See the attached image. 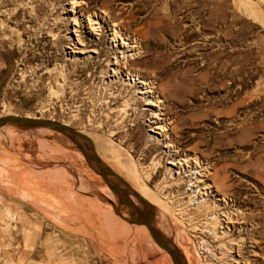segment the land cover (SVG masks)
Returning a JSON list of instances; mask_svg holds the SVG:
<instances>
[{
  "label": "rangeland",
  "instance_id": "374dc122",
  "mask_svg": "<svg viewBox=\"0 0 264 264\" xmlns=\"http://www.w3.org/2000/svg\"><path fill=\"white\" fill-rule=\"evenodd\" d=\"M71 1L0 0V116L61 121L88 135L96 152L97 139L114 131L130 169L145 175L151 190L161 188L163 202H176L178 228L155 205L152 221L156 227L161 213L165 233L156 228L188 264H264V0H89L83 6L141 40L142 56L130 67L155 82L178 149L213 164L210 182L228 201L222 211L240 214L229 228L240 244L227 255L221 254L225 241L204 228L209 220L192 206L205 200L214 207L216 199L190 196L189 178L180 186L166 182V163L157 162L167 158L149 138L145 99L133 84L109 79L108 37L76 26L75 19L83 21ZM75 27L83 37L78 48ZM82 49L102 53L85 60L77 53ZM37 128L0 129V264H173L145 225L129 221L114 193L92 183L104 182L72 151L77 148L59 132ZM180 243L189 246L190 259Z\"/></svg>",
  "mask_w": 264,
  "mask_h": 264
},
{
  "label": "bare ground",
  "instance_id": "6f19581e",
  "mask_svg": "<svg viewBox=\"0 0 264 264\" xmlns=\"http://www.w3.org/2000/svg\"><path fill=\"white\" fill-rule=\"evenodd\" d=\"M70 5L72 8V12L76 11L78 9V12L82 17L83 22L80 24L78 23L77 19L74 20V23H76L75 24L76 26L80 25L81 29L82 28L86 29L87 33L91 37L92 36L96 37V38L99 36L108 37V41L110 43L109 45H110L111 50L113 51V55H114V58L112 60H110L107 64L108 67L110 68V73L112 72V74H109V79L117 78L120 81L127 83V85H130L129 83L133 84V87L137 88L136 93L142 95L141 99H145V103H146L145 105L148 106V109H146L144 111L150 112V119H148V121H149L148 127H150V131L152 132V134H149V138L156 145H158L164 149V151L161 152V154H160V155H164V157H161V158L164 160H165V158H167L165 161H162V163L157 162L158 167H159V165H160V167H162L163 166L162 164L166 163V168H167V172H168V180H169L166 182H168V183L171 182L172 185L180 186L182 183H184L186 181L185 178H189L188 182L192 183V188L188 189L191 192L190 196L194 195L193 198L198 196V198H202V200H203V196L206 195V196H212V197H214V199H216L214 202V207L206 205L205 200L204 201L199 200L197 202L193 201L192 206L197 205L196 208L201 210L200 218L203 217V219L209 220V221H207V225L204 228H206V229L209 228L212 231V233H214L215 237L220 239L221 242L225 241L224 243L222 242V248L221 249H223V252H221V254L227 255L228 253H235L234 250H230V249L232 248V246H234V247H235V245L237 246V243L239 242V240H238V242H235V239L232 238L233 236L231 235L229 228L230 227L235 228L234 225L239 223L237 221V219L239 218L238 216L240 214L236 213L237 211L234 214L233 213L231 214V211L227 212L228 210L222 211L227 206L228 201H227V199H225V197L219 196V194H220L219 191L215 190L214 189L215 186L210 182V175L212 174L211 169H212L213 164H211L209 160L201 159L198 155L192 156V155L187 154L186 152H182L180 149H178V147H177L176 143L174 142L172 135H171V131H174V129H175L174 128L175 125H173L174 122H172L171 119L168 118L167 114L165 113L164 101L159 96L160 94L158 95V93L156 91L155 82L149 80L142 72H140V70L137 71V70H134V68L132 69L130 67L129 62L131 60H134L135 58H139L140 56H142L143 46H142L141 40H138V39L134 38L133 36H130L129 34L124 33L122 30H119L115 27H112V25L109 24V21L106 18L107 15L104 12H98V11L90 12V11L86 10L87 8L84 9L83 6H87V5L89 6V0H72ZM74 30H75L74 33L76 34V38H77V42L74 44V48H78V46H76V44L82 45V43H83L82 32H80V34H79L78 27H75ZM72 51H73L72 53H74V49ZM77 53H80L81 55H83V57H82L83 59L88 60L91 58L92 54H101L102 50H100V49H92V50L82 49V50H79V52H77ZM77 56L78 55H76V53H74L73 57H75V59ZM115 97L116 96H114V97L112 96L113 99ZM127 105H129V104L125 105V109L123 111L126 110V108L128 107ZM7 126H9V125L4 126L3 128H6ZM37 129H42L43 131L48 130V129L43 128V127H39ZM114 136H116V134H114V131H110L109 135L106 134V135H103L102 137H100L101 139H99V140L97 139L98 151H100L103 154V156H104V154H105V156H108L107 158L110 159L113 163H115L117 165V167L119 168L118 170H120L121 173L123 172L126 175L125 178L134 187H132L130 184L129 185L139 194V196L141 198H143L145 201H147V203L149 205H155V207H157L158 211L161 210L163 212V214H164L163 217H164L165 221L167 222L169 220V223H171L170 225L173 224L172 227H174V229L178 228L177 224L173 221V219L176 221L180 220V219H177V217H176V215H178V214L173 213L175 211L177 212V209L176 210L174 209L176 207H174V205H172L176 202H174L172 204L168 203V202H166V203L163 202L161 200V198L164 195L161 194V188L159 187L160 190L158 189L157 191L151 190L150 188H148V186L146 185V183L142 179V178H145V175L143 174L144 177L140 176V174H139L140 171L138 172V169H134L135 167L130 169V167L128 166L129 162H125V160L123 159L127 155L125 154L126 156H124V153L121 150L122 146L118 143H115V141L113 140ZM72 151L75 152V154L77 156H80L81 158H83V155L77 149H72ZM98 151H97V153H98ZM127 154H128V156L131 157V155H129V153H127ZM98 155H100V154H98ZM100 157H102V156H100ZM126 158H128V157H126ZM160 161H161V159H160ZM113 167H115V165ZM117 173L119 175H121L119 172H117ZM125 175H123V177ZM90 183L89 184L83 183V184L94 190L95 187L90 185ZM92 183H94V185L99 186L100 188L103 187L102 189H105V188L109 189V191H111L113 193V191L105 183H101L100 180L99 181H93ZM197 190H198V192H197ZM99 193L101 195L105 196V194L103 192H101L100 190H99ZM197 193H198V195H197ZM100 194H98V195L101 196ZM132 200H133V198H132ZM171 201L172 200H169V202H171ZM116 204H118V203H116ZM178 205H180V203ZM122 208L124 210H127V209H125V207H122ZM209 209L214 210L212 214L210 213L211 211L209 212ZM181 212H179V213L182 214ZM159 214H160V219L156 222L155 225L163 233H165L163 226L166 222L163 224V222L161 220V213H159ZM244 215H245V213H244ZM232 216H235V219ZM179 217L181 218V216H179ZM193 217L192 218L190 217V220H188V223L190 222V226H189V224H188V226H189V228H191V231L197 229L196 223L193 222L194 221ZM184 220L182 219L181 222ZM196 220H198V219H196ZM186 223H187V221H186ZM179 224H182V223H179ZM229 224H232V226ZM197 225H198V223H197ZM182 227L187 229L185 226H182ZM200 227H201V224H200ZM204 228H203V230H205ZM236 240H237V238H236ZM238 244H240V243H238ZM179 245L182 246L181 243ZM182 247H183L185 253L187 254L188 258L190 259L192 256V252L190 251L189 248H187L189 246L186 247L183 245ZM191 250H192V248H191ZM236 252H237L238 257L242 259V257H240V255H239L240 251H236ZM193 255H194L193 257H195L196 253H194ZM181 256L183 257V259L187 263L185 257L183 255H181ZM198 258H199V256H198ZM192 260H194V258ZM192 260H191V262H192ZM243 260H245V259H243ZM231 261H234L235 264H239V263L249 264L248 260H246L245 263H243V261L240 259H236V260L234 259ZM203 263H205V262H203ZM205 264H207V262Z\"/></svg>",
  "mask_w": 264,
  "mask_h": 264
},
{
  "label": "water",
  "instance_id": "95a60500",
  "mask_svg": "<svg viewBox=\"0 0 264 264\" xmlns=\"http://www.w3.org/2000/svg\"><path fill=\"white\" fill-rule=\"evenodd\" d=\"M6 125H15L22 129L47 127L59 132L64 141H70L80 151L86 162L113 191L118 205L127 209L129 221L145 225L152 240L170 256L173 264H187L178 249L153 225L155 215L153 206L141 198L121 175L102 161L88 135L61 121L39 116L1 115L0 129ZM130 194L137 202L129 197Z\"/></svg>",
  "mask_w": 264,
  "mask_h": 264
}]
</instances>
